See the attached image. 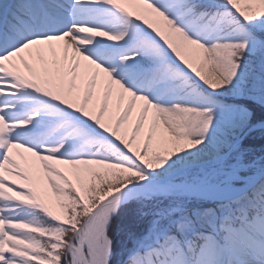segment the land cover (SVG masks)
Masks as SVG:
<instances>
[{
  "label": "snow or ice",
  "instance_id": "1",
  "mask_svg": "<svg viewBox=\"0 0 264 264\" xmlns=\"http://www.w3.org/2000/svg\"><path fill=\"white\" fill-rule=\"evenodd\" d=\"M264 0H0V264H264Z\"/></svg>",
  "mask_w": 264,
  "mask_h": 264
},
{
  "label": "trees",
  "instance_id": "2",
  "mask_svg": "<svg viewBox=\"0 0 264 264\" xmlns=\"http://www.w3.org/2000/svg\"><path fill=\"white\" fill-rule=\"evenodd\" d=\"M264 137H262L259 133H256L250 138V140L246 141V145L250 147L257 148L258 146H264Z\"/></svg>",
  "mask_w": 264,
  "mask_h": 264
},
{
  "label": "rangeland",
  "instance_id": "3",
  "mask_svg": "<svg viewBox=\"0 0 264 264\" xmlns=\"http://www.w3.org/2000/svg\"><path fill=\"white\" fill-rule=\"evenodd\" d=\"M264 144V143H263ZM250 149H251V152L253 155L259 157L261 155H264V146H258L257 148H254V147H250L248 146Z\"/></svg>",
  "mask_w": 264,
  "mask_h": 264
}]
</instances>
